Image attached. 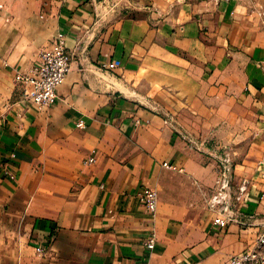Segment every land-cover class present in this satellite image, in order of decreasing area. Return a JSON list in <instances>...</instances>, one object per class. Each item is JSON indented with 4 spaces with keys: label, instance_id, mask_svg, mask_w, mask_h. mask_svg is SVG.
<instances>
[{
    "label": "crops",
    "instance_id": "0c3cea01",
    "mask_svg": "<svg viewBox=\"0 0 264 264\" xmlns=\"http://www.w3.org/2000/svg\"><path fill=\"white\" fill-rule=\"evenodd\" d=\"M261 9L264 0H0V169H10L0 171V264H229L249 248L264 219ZM59 30L70 69L40 106L14 75ZM224 147L249 186L240 219L220 230L207 199ZM144 185L157 190L154 213L135 196Z\"/></svg>",
    "mask_w": 264,
    "mask_h": 264
},
{
    "label": "built area",
    "instance_id": "2783aa9c",
    "mask_svg": "<svg viewBox=\"0 0 264 264\" xmlns=\"http://www.w3.org/2000/svg\"><path fill=\"white\" fill-rule=\"evenodd\" d=\"M262 16L264 25V10H258ZM72 54L66 44V35L63 30H59L51 43L43 47L38 55V59L28 68L27 71L18 70L14 79L24 85V93L35 104L48 106L55 102L57 98V88L64 80L70 69ZM113 62L104 63V68H112ZM166 122H168L166 120ZM78 126H84L83 120H78ZM15 155L12 153L11 157ZM217 172L214 180L213 191L207 199V206L214 211L212 225L220 230L229 226L231 222L238 221L241 215L240 203L244 201L249 186L246 177L235 181L234 177V157L232 153L223 148L217 154ZM94 161L90 156L84 159V163ZM163 165L172 169H181L170 162H163ZM1 174L10 175L7 165L1 166ZM137 200L151 213L156 211L158 205L157 190L144 185L135 193ZM261 202L264 203V186L261 188ZM144 244L147 248L153 249L156 244V233L149 232ZM35 253L38 256L44 255L46 249L35 246ZM229 264H264V219L255 237L253 244L240 252L230 255Z\"/></svg>",
    "mask_w": 264,
    "mask_h": 264
}]
</instances>
